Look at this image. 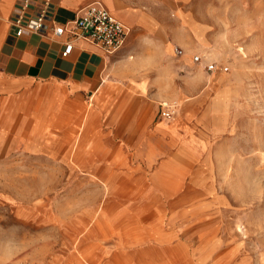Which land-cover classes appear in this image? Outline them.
<instances>
[{
    "label": "rangeland",
    "instance_id": "374dc122",
    "mask_svg": "<svg viewBox=\"0 0 264 264\" xmlns=\"http://www.w3.org/2000/svg\"><path fill=\"white\" fill-rule=\"evenodd\" d=\"M177 5L189 23L175 43L182 53L173 55L174 44L170 55L150 53L132 76L142 89L125 87L126 106L102 107L103 122L86 140L89 151L95 143L121 156H92L78 167L67 157L81 141L71 114L32 139L26 122L18 139H0V264H156L163 220L174 240L159 247L165 259L264 264V0ZM211 62L226 70L207 71ZM136 98L147 102L143 109ZM137 109L147 127H136ZM124 123L129 130L118 133ZM155 125L163 132L151 133ZM95 165L94 173L116 179L91 176ZM127 177L135 188L116 185ZM95 216L111 230L94 232Z\"/></svg>",
    "mask_w": 264,
    "mask_h": 264
},
{
    "label": "crops",
    "instance_id": "0c3cea01",
    "mask_svg": "<svg viewBox=\"0 0 264 264\" xmlns=\"http://www.w3.org/2000/svg\"><path fill=\"white\" fill-rule=\"evenodd\" d=\"M95 1L100 2L114 17L129 27V34L124 44L113 54L105 55L91 44L74 41L71 52L63 56L61 53L64 48V36L40 37L35 33H23L17 36L14 33L11 19L17 8L18 0H0L1 143L6 137L9 140L18 139L21 125L25 122L29 139H32V132H40L51 127L56 128L58 120H61L64 115L71 114L75 117V125L81 135L79 139L83 142L77 141L73 152V148L68 150L67 157L70 155L71 160L78 167L86 169L88 166H85V162L88 160L95 162L96 159L92 156H109L113 159L115 155L121 156L120 153L104 149L103 146L95 143L92 144V149L95 150L89 151L88 149L91 145H87L86 140L91 130L98 123L103 122L105 117L102 115L105 114L102 107L126 106L132 94L124 91L125 87L142 89L144 86L142 82H137L132 77L140 73L139 69L143 61L150 53L153 58H162L168 53L170 55L173 44L185 41L183 31L189 23L181 18V13L178 14L177 3L180 0H166L170 2L166 6L164 0H52L50 9L56 21L64 22L73 18L79 9ZM34 13V8L27 11L29 15ZM172 53L176 55L174 49ZM107 92H110V96L107 95L109 96L108 104H104L101 101ZM132 102L142 103L136 105L142 109L147 103L141 98H136ZM165 106L169 108L170 105ZM161 109L163 110L164 106H161ZM139 110L137 109L136 113L138 117ZM5 115L15 119L11 127L3 122ZM143 124L144 127L148 126V124L145 125L146 121L143 122V118L139 117L136 127H143ZM123 130H129L126 123L118 126V133ZM160 131L163 132L161 125H155L151 133L157 134ZM84 155L91 156V158H85ZM91 170V176L105 181L107 185L109 181L116 179H111L109 173L106 175L94 173L93 171L98 170L96 165ZM106 170L112 171L111 169ZM118 175L116 172L115 176ZM132 181L131 177H127L119 180L118 183L121 184L116 185L135 188L130 184ZM137 194L138 191L131 189L132 197L128 199L136 200ZM120 201L115 200L114 202ZM151 205L150 209L157 216L156 206H153V202ZM141 211L143 208L135 214ZM125 216L129 215L125 214L120 218ZM120 218L115 217L112 224ZM96 219H99V216L92 217L94 232H98L100 228L101 234H104L106 229L111 230L105 224H101L100 220L95 221ZM132 227L138 232L136 226ZM165 230L163 220L160 232L156 234L160 236L154 248L158 253L156 264H181V257L177 253V256L173 253L172 257L165 259L159 250L161 245L167 243L173 245L174 242L172 237L166 235ZM139 232V236L146 235L145 229ZM111 238L113 239L112 236ZM116 240L114 250L117 246ZM133 240H135L134 237ZM94 244L104 254L105 251L101 249V246ZM149 244H152L151 240L144 244L146 252L149 250ZM137 254L144 256L142 250L141 254Z\"/></svg>",
    "mask_w": 264,
    "mask_h": 264
},
{
    "label": "built area",
    "instance_id": "2783aa9c",
    "mask_svg": "<svg viewBox=\"0 0 264 264\" xmlns=\"http://www.w3.org/2000/svg\"><path fill=\"white\" fill-rule=\"evenodd\" d=\"M52 0H18L15 13L12 16L14 33L17 36L23 33H35L40 37H65L62 55L66 56L73 48L74 41H82L95 46L103 54L115 53L124 44L129 27L114 17L100 2H92L79 9L75 16L64 22L56 21L51 13ZM30 8L35 13L27 14ZM175 54H181L182 50L177 46ZM194 61L199 56H193ZM216 69L226 70L225 66L217 67L214 62L206 64L207 71ZM164 117H170L171 112L166 107L161 111Z\"/></svg>",
    "mask_w": 264,
    "mask_h": 264
},
{
    "label": "bare ground",
    "instance_id": "6f19581e",
    "mask_svg": "<svg viewBox=\"0 0 264 264\" xmlns=\"http://www.w3.org/2000/svg\"><path fill=\"white\" fill-rule=\"evenodd\" d=\"M146 194V193H145ZM153 254H151L150 256H152Z\"/></svg>",
    "mask_w": 264,
    "mask_h": 264
}]
</instances>
